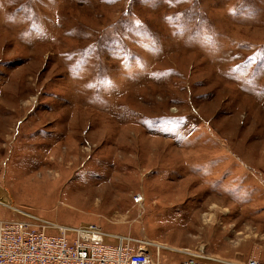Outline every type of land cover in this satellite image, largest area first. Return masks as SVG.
I'll return each mask as SVG.
<instances>
[{"label":"rangeland","instance_id":"1","mask_svg":"<svg viewBox=\"0 0 264 264\" xmlns=\"http://www.w3.org/2000/svg\"><path fill=\"white\" fill-rule=\"evenodd\" d=\"M16 211L160 264H264V0H0Z\"/></svg>","mask_w":264,"mask_h":264},{"label":"built area","instance_id":"2","mask_svg":"<svg viewBox=\"0 0 264 264\" xmlns=\"http://www.w3.org/2000/svg\"><path fill=\"white\" fill-rule=\"evenodd\" d=\"M16 212L29 220L0 221V264H160L125 238H117L115 246L105 244L108 235L97 225L68 228ZM67 232L74 234L72 241L66 238ZM184 254L188 259L179 264H227L201 252ZM241 264L261 263L248 259Z\"/></svg>","mask_w":264,"mask_h":264},{"label":"bare ground","instance_id":"3","mask_svg":"<svg viewBox=\"0 0 264 264\" xmlns=\"http://www.w3.org/2000/svg\"><path fill=\"white\" fill-rule=\"evenodd\" d=\"M142 200V199H141Z\"/></svg>","mask_w":264,"mask_h":264}]
</instances>
